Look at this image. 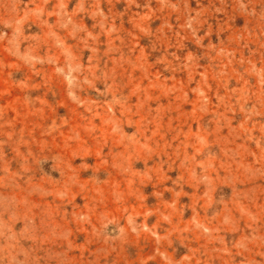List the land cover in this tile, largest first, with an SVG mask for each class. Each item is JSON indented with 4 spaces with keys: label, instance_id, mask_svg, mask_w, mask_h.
<instances>
[{
    "label": "rangeland",
    "instance_id": "rangeland-1",
    "mask_svg": "<svg viewBox=\"0 0 264 264\" xmlns=\"http://www.w3.org/2000/svg\"><path fill=\"white\" fill-rule=\"evenodd\" d=\"M0 264H264V0H0Z\"/></svg>",
    "mask_w": 264,
    "mask_h": 264
}]
</instances>
